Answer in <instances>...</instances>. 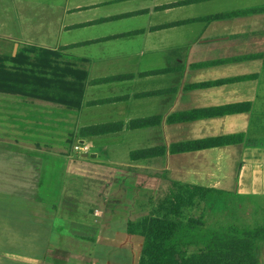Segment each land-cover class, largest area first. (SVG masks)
<instances>
[{
    "label": "crops",
    "instance_id": "crops-1",
    "mask_svg": "<svg viewBox=\"0 0 264 264\" xmlns=\"http://www.w3.org/2000/svg\"><path fill=\"white\" fill-rule=\"evenodd\" d=\"M263 6L264 0H22L21 34L12 0H0V55L10 56L11 42L21 43L58 53L66 58L62 66L88 74L79 110L0 93V264H122L99 256L108 218L161 214L168 199L163 188L173 193L174 183L264 195V62L215 64L264 53V13L201 21ZM234 79L242 80L213 85ZM236 105L249 108L170 121ZM143 120L156 121L131 127ZM111 124L123 129L80 136L82 129ZM241 134L238 145L172 151ZM90 156L115 167L110 174L118 181L132 183H122L132 194L118 196L116 214L97 205L107 195L83 191L80 197L75 190L70 165ZM127 252L128 264H139L133 243Z\"/></svg>",
    "mask_w": 264,
    "mask_h": 264
},
{
    "label": "trees",
    "instance_id": "trees-1",
    "mask_svg": "<svg viewBox=\"0 0 264 264\" xmlns=\"http://www.w3.org/2000/svg\"><path fill=\"white\" fill-rule=\"evenodd\" d=\"M261 13H264V6L207 17L201 21L211 22ZM35 51L32 49L29 52L34 54ZM39 51L41 56L35 61L24 54L15 57L0 55V93L52 102L75 110L81 109L88 74L81 70L62 66L57 61L58 53L46 50ZM246 60H262L264 62V53L215 62V64ZM69 78L74 79L70 80ZM123 78H129V76L99 82ZM239 80L242 79L218 82L213 85ZM205 86L207 85L202 87ZM248 108L246 105H236L218 110L194 111L176 115L170 121L178 123L211 116L238 114L246 112ZM155 121L132 122L131 127H147L153 125ZM122 129V124L101 125L82 129L80 136H102ZM244 141L245 136L243 134L232 135L176 145L172 151L174 153L198 152L238 145ZM150 153L153 151L142 154L134 153L133 157ZM174 189L176 190L175 198L168 200L170 207L165 204L164 212L159 216L147 217L129 225L128 231L131 236L145 238L139 264H261L257 253V243L264 241V223L250 227L244 226L242 221L237 224H230L227 222L228 220L226 222L222 220L225 223L217 224L220 229H213L208 227V210L200 217H192L188 221H184L183 218L187 209L196 208L198 203H205L208 206L217 204L227 196L228 192L181 183H174Z\"/></svg>",
    "mask_w": 264,
    "mask_h": 264
},
{
    "label": "rangeland",
    "instance_id": "rangeland-1",
    "mask_svg": "<svg viewBox=\"0 0 264 264\" xmlns=\"http://www.w3.org/2000/svg\"><path fill=\"white\" fill-rule=\"evenodd\" d=\"M14 6L16 7V12H14ZM14 12V13H13ZM12 16L17 20L18 26L20 28L19 33L22 34V0H12ZM36 50L34 48L23 47L21 43L11 42L9 53L10 56H15L19 54L28 55L32 61L39 59L41 53L39 50H36L34 54H31V50ZM13 56V57H15ZM60 56V55H59ZM58 56L57 61L62 65L66 61V58L60 59ZM9 57V56H8ZM22 101L21 98H19ZM76 157H79L76 155ZM83 159L82 157L80 158ZM70 170H74L75 188L78 191V196H82L84 192L88 191H98L101 194H105L106 200L111 204V207L107 208L104 206L103 200L101 199L97 202V205L101 209H105L107 213L116 214L118 208L115 207V201L118 199V196L123 194L124 200H129L132 194L131 190L123 188L122 186H128L132 183H123L120 180L119 176L114 175L115 167H106L100 166L91 156L86 161H81V164H77L73 161L70 165ZM76 171V172H75ZM114 172L110 174L111 172ZM100 175V176H99ZM118 179V180H117ZM110 180V181H109ZM71 181H74V178L68 179V185L71 184ZM123 183V185H122ZM230 184V183H229ZM231 183L230 185H232ZM164 189V198L166 199L165 203L168 200H173L175 198L174 193L176 190ZM67 190V187H66ZM74 190V189H73ZM169 190V191H168ZM127 191V192H125ZM85 193V195H87ZM127 196V197H126ZM83 197V196H82ZM122 199V198H121ZM101 201V204H100ZM170 207V203H166ZM208 210V227L213 229H220V226L217 227L219 223H225L226 220L230 224H237L239 221H242L244 226L256 227L259 224L264 223V195H256L249 198L237 197L234 193H227V196L224 197L219 203L214 205H207L205 203L198 204L194 209H187L184 214V221H188L192 217H200L203 213ZM129 212V211H128ZM229 212V215H228ZM160 213H157L156 216H159ZM152 216V215H151ZM149 213H144L140 215H130L125 213L116 217L112 216L108 218L107 225L102 228L101 236L102 243L99 246V256L104 262H121L122 264H128L130 259L128 258V250L130 249V244L133 243L134 251L136 253V261L140 262L143 254V248L145 244V239L136 237L132 241L129 238L127 227L131 223H137L144 218L151 217ZM229 217V218H228ZM222 220H225L222 221ZM257 253L261 264H264V241L257 243Z\"/></svg>",
    "mask_w": 264,
    "mask_h": 264
},
{
    "label": "built area",
    "instance_id": "built-area-1",
    "mask_svg": "<svg viewBox=\"0 0 264 264\" xmlns=\"http://www.w3.org/2000/svg\"><path fill=\"white\" fill-rule=\"evenodd\" d=\"M83 145H78L77 147H76V151H79V152H83Z\"/></svg>",
    "mask_w": 264,
    "mask_h": 264
},
{
    "label": "water",
    "instance_id": "water-1",
    "mask_svg": "<svg viewBox=\"0 0 264 264\" xmlns=\"http://www.w3.org/2000/svg\"><path fill=\"white\" fill-rule=\"evenodd\" d=\"M88 155H84V157H87Z\"/></svg>",
    "mask_w": 264,
    "mask_h": 264
}]
</instances>
